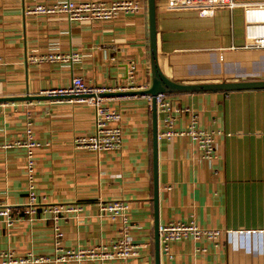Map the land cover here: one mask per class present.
I'll use <instances>...</instances> for the list:
<instances>
[{
	"label": "crops",
	"instance_id": "crops-1",
	"mask_svg": "<svg viewBox=\"0 0 264 264\" xmlns=\"http://www.w3.org/2000/svg\"><path fill=\"white\" fill-rule=\"evenodd\" d=\"M66 1L120 0H0V99L47 95L70 87L75 77L111 93L150 88L148 0H128L139 4V12H121L109 21L76 23L65 15L26 14L29 7ZM233 1L234 8L201 17L195 10L170 11L168 0H157L158 60L170 80H264V50L243 49V5L264 0ZM73 55L80 60L73 61ZM50 56L68 59L31 61ZM133 62L138 71L129 86L126 70ZM103 97L122 115L118 152L75 147L76 138L95 133L94 109L76 99L0 102V147L26 141L29 128L41 144L34 159L40 206L33 215L25 213L28 149L0 148V207H8L16 218L11 228L0 218V251L15 259L32 254L51 259L44 264H58L53 261L54 223L45 211L56 205L81 208L60 214L64 250L110 246L120 237L122 221L102 214L99 202L120 200L130 206L129 237L148 246L127 264H155L152 107L142 95ZM170 97L175 130H187L197 120L200 130L215 137L217 155L205 158L186 136L159 139L160 228L193 222L203 230L222 231V237L172 243V258L161 251L160 264H264V89ZM164 117L158 112L159 133ZM64 264L121 263L93 258Z\"/></svg>",
	"mask_w": 264,
	"mask_h": 264
},
{
	"label": "built area",
	"instance_id": "built-area-1",
	"mask_svg": "<svg viewBox=\"0 0 264 264\" xmlns=\"http://www.w3.org/2000/svg\"><path fill=\"white\" fill-rule=\"evenodd\" d=\"M235 7L233 0H168L166 8L170 11L174 10H195L201 17H211L220 8L232 9ZM137 2L120 0L111 3H76L66 1L58 3L54 6L46 7L36 5L33 8L26 9L27 15H65L70 22L84 23L94 21H109L118 17L121 12L137 14L140 10ZM244 19H245V46L247 50H264V3L262 4H245ZM68 58L60 56H50L47 58H31L32 62H54L58 60H67ZM73 61H79V55L71 57ZM138 71V64L135 62L129 64L126 70L127 84L133 85ZM145 91L149 88L144 86L138 88ZM121 91H124L121 90ZM136 91V90H134ZM111 93V90L101 89L90 86L82 77H75L70 87L49 92L47 95L60 96H75L76 100L92 107L95 111V133L91 136L78 137L75 140L77 149L88 150L94 153L102 152H118L123 146V129L121 127L122 115L111 108L103 94ZM144 96L152 107V97ZM171 95L159 94L156 97L158 112L165 115L163 120L164 130L159 133V139L165 138L171 140L177 136H186L192 139L193 142L200 148L202 154L207 159H214L217 155V144L215 137L204 130H200L197 126L198 121L193 120L187 130H175V107L171 101ZM27 140L24 142L18 141L3 145L0 148L25 147L28 149V172H29V196L25 208V213L33 215L40 206L36 192V182L34 179L35 171V150L41 144L37 142L31 128L27 130ZM56 205L53 208H46L45 211L51 214L53 220V234L55 241V256L54 262L64 264L70 261L83 263L86 260L93 258H102L108 260H117L121 264H127L129 260L139 258L142 252H146L147 247L142 244H137L129 237L130 229V206L129 204L114 200L111 202H99V210L102 214L113 218H120L122 221V231L118 240L110 246H103L91 249L64 250L61 247V242L64 237L60 214L77 213L81 208L78 206L66 207ZM0 218H2L7 227L11 228L16 218L8 207H0ZM208 238L218 241L222 237L220 230H203L195 223H170L160 228V248L161 251L170 256V246L172 243L183 241L189 238L200 239ZM50 258L35 257L32 254L26 258L15 259L13 254L0 251L1 264H44L50 261Z\"/></svg>",
	"mask_w": 264,
	"mask_h": 264
},
{
	"label": "water",
	"instance_id": "water-1",
	"mask_svg": "<svg viewBox=\"0 0 264 264\" xmlns=\"http://www.w3.org/2000/svg\"><path fill=\"white\" fill-rule=\"evenodd\" d=\"M149 11V31H150V61H151V87L145 91L107 93L103 95H116L117 97L149 95L152 97V122H153V165H154V214H155V264H160V224L158 221V108L156 97L159 94H195V93H216V92H235L245 90L264 89V80L244 81V82H221V83H200V84H181L170 80L162 71L158 60V32H157V0H148ZM75 96L60 95H41L25 96L21 98L0 99V102L9 101H43V100H60L76 99Z\"/></svg>",
	"mask_w": 264,
	"mask_h": 264
}]
</instances>
